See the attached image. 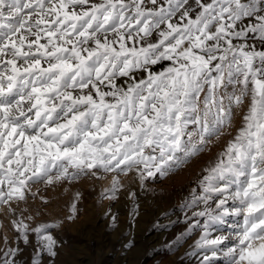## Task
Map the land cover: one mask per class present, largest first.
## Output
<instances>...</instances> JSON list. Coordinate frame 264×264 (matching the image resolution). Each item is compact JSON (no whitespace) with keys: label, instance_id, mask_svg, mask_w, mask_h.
I'll list each match as a JSON object with an SVG mask.
<instances>
[{"label":"snow or ice","instance_id":"obj_1","mask_svg":"<svg viewBox=\"0 0 264 264\" xmlns=\"http://www.w3.org/2000/svg\"><path fill=\"white\" fill-rule=\"evenodd\" d=\"M225 135L195 248L200 264H264V0H0V213L25 244L13 204L32 184L102 171L115 198L119 174L164 177ZM228 215L243 219L222 249L209 229ZM45 228L31 231L55 257ZM20 251L0 236V264Z\"/></svg>","mask_w":264,"mask_h":264},{"label":"rangeland","instance_id":"obj_2","mask_svg":"<svg viewBox=\"0 0 264 264\" xmlns=\"http://www.w3.org/2000/svg\"><path fill=\"white\" fill-rule=\"evenodd\" d=\"M257 47H261L258 42ZM168 63L161 62L153 70L162 71ZM244 111L246 105L237 109L232 135L240 126ZM230 138L225 135L214 141L164 177L157 173L146 176L141 183L135 171L126 176L119 174L123 186L111 199L105 189L111 187L112 174L102 171L96 176L81 175L71 182L32 184L35 195L29 194L25 201L13 204L15 218L29 227L30 242L25 244L12 228L13 217L2 213L0 236L6 234L10 244L21 249L16 258L18 264H32L34 258L39 264H200L203 255L210 254L195 248L207 220L206 216L195 215L206 207L201 199L205 195L201 182L207 175L204 170L215 163L217 153ZM233 203L229 201L226 206L231 208ZM208 206L215 208V197ZM242 219L225 216L224 223L211 225L210 238L227 236L229 239L220 247L233 246ZM41 225L57 241L55 257L48 255L37 234L31 231ZM212 264H226V258L218 253Z\"/></svg>","mask_w":264,"mask_h":264}]
</instances>
